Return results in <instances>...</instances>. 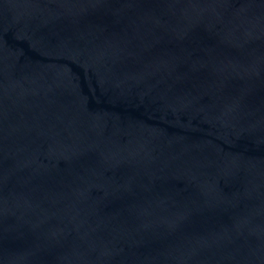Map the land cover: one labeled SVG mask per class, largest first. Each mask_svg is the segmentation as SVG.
Returning a JSON list of instances; mask_svg holds the SVG:
<instances>
[{"label":"water","instance_id":"95a60500","mask_svg":"<svg viewBox=\"0 0 264 264\" xmlns=\"http://www.w3.org/2000/svg\"><path fill=\"white\" fill-rule=\"evenodd\" d=\"M0 264H264V0H0Z\"/></svg>","mask_w":264,"mask_h":264}]
</instances>
